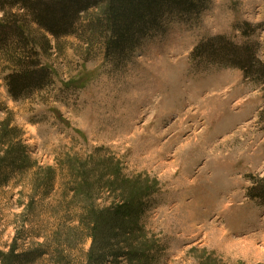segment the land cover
Instances as JSON below:
<instances>
[{"label":"rangeland","instance_id":"rangeland-1","mask_svg":"<svg viewBox=\"0 0 264 264\" xmlns=\"http://www.w3.org/2000/svg\"><path fill=\"white\" fill-rule=\"evenodd\" d=\"M103 7L46 33L41 90L15 99L0 56V264H96L94 228L128 205L138 232L113 222L109 249L147 255L105 264H264V84L192 59L223 36L264 61V0L165 13L123 56L93 28Z\"/></svg>","mask_w":264,"mask_h":264},{"label":"trees","instance_id":"trees-1","mask_svg":"<svg viewBox=\"0 0 264 264\" xmlns=\"http://www.w3.org/2000/svg\"><path fill=\"white\" fill-rule=\"evenodd\" d=\"M103 2L102 13L93 28L103 37L112 56H123L139 37L158 27L165 13H196L204 0H0V56L10 70L5 80L15 99L41 90L50 82L52 70L41 60V55L51 48L46 33L57 39L77 33L81 14ZM203 58L238 67L264 84V61L257 56L254 45H238L223 36L212 37L192 52L193 60ZM12 165L9 164V170ZM251 195L264 201V186L254 187ZM129 206L127 210L106 215L104 225H95V250L90 257L96 264H105L112 255L116 263L123 255L132 262L138 258L144 261L147 252H139L132 245L127 252L109 249L110 235L115 231L113 222L122 230L117 235L138 232L141 210ZM126 218L130 222L122 224ZM31 259L33 254L26 252L15 256L11 264H26Z\"/></svg>","mask_w":264,"mask_h":264}]
</instances>
